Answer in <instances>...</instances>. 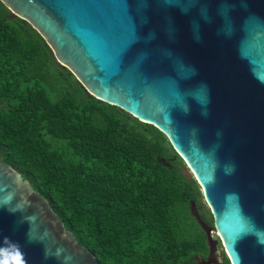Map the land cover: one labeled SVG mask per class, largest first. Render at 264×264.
I'll list each match as a JSON object with an SVG mask.
<instances>
[{
    "label": "water",
    "instance_id": "water-1",
    "mask_svg": "<svg viewBox=\"0 0 264 264\" xmlns=\"http://www.w3.org/2000/svg\"><path fill=\"white\" fill-rule=\"evenodd\" d=\"M91 97L158 130L200 187L206 258L264 264V0H0ZM99 264L0 162V261ZM66 258H70L67 259Z\"/></svg>",
    "mask_w": 264,
    "mask_h": 264
},
{
    "label": "trees",
    "instance_id": "trees-1",
    "mask_svg": "<svg viewBox=\"0 0 264 264\" xmlns=\"http://www.w3.org/2000/svg\"><path fill=\"white\" fill-rule=\"evenodd\" d=\"M0 162L99 264H196L208 254L192 204L207 225L212 216L167 139L87 94L1 2Z\"/></svg>",
    "mask_w": 264,
    "mask_h": 264
},
{
    "label": "clouds",
    "instance_id": "clouds-1",
    "mask_svg": "<svg viewBox=\"0 0 264 264\" xmlns=\"http://www.w3.org/2000/svg\"><path fill=\"white\" fill-rule=\"evenodd\" d=\"M11 247L15 249L14 253L8 259L0 261V264H25L23 253L20 251L19 246L12 244ZM67 259L70 258H66V260Z\"/></svg>",
    "mask_w": 264,
    "mask_h": 264
},
{
    "label": "rangeland",
    "instance_id": "rangeland-1",
    "mask_svg": "<svg viewBox=\"0 0 264 264\" xmlns=\"http://www.w3.org/2000/svg\"><path fill=\"white\" fill-rule=\"evenodd\" d=\"M190 172V171H189ZM204 203V202H203ZM206 207V205H205ZM207 208V207H206ZM208 209V208H207ZM214 239L217 241L216 242V248H217V252L220 254L221 258L224 259V264H225V253L223 251L222 245L220 243V241L218 240V234L213 235Z\"/></svg>",
    "mask_w": 264,
    "mask_h": 264
}]
</instances>
